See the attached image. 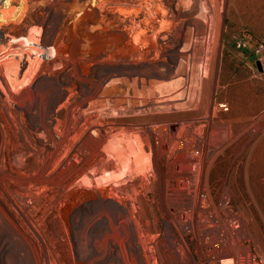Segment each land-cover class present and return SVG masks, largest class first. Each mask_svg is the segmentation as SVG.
<instances>
[{
    "label": "rangeland",
    "instance_id": "rangeland-1",
    "mask_svg": "<svg viewBox=\"0 0 264 264\" xmlns=\"http://www.w3.org/2000/svg\"><path fill=\"white\" fill-rule=\"evenodd\" d=\"M114 1L0 0V33L26 40L40 29L47 52L23 110L0 103L2 264L3 242L17 264H229L227 246L239 250L236 264H264V32L237 23L238 0ZM156 85L163 92L145 90L148 100L166 93L177 110L108 117L138 107L128 88ZM100 121L110 135L140 136L127 173L107 164ZM173 122L205 144L201 204L217 219L209 239L197 214L190 227L188 213L173 214L166 175L154 170L150 130ZM108 179L113 206L91 187ZM106 227L122 243L97 246Z\"/></svg>",
    "mask_w": 264,
    "mask_h": 264
},
{
    "label": "bare ground",
    "instance_id": "bare-ground-1",
    "mask_svg": "<svg viewBox=\"0 0 264 264\" xmlns=\"http://www.w3.org/2000/svg\"><path fill=\"white\" fill-rule=\"evenodd\" d=\"M114 2L119 5L129 4V1L124 0H116ZM131 9H128V11ZM125 11L127 12V10ZM140 12L142 11L139 9L136 11L134 10V15L139 16ZM85 13V17L91 16L92 9L89 8ZM30 33L29 39L26 40L19 39L10 33H0V88L6 95V97H4L0 94V103L7 110L10 109L9 104H11L13 107L19 106L18 108L23 110L24 102L29 93L31 82H33L39 72H41V68L47 59V52L41 48L40 44V29L32 31L31 28ZM208 40H210V38ZM202 72L206 73L207 69L202 70ZM95 86L97 87L98 85ZM131 89L133 91H131ZM145 90L151 95L157 94L159 92H163V86L156 85L148 88L132 86L130 89L128 88V93L132 95L125 97L137 101L138 107L122 109L114 107V110L109 112L113 114L108 117L121 116L122 118H125L127 116H148L150 114L171 113L172 111L177 110L175 107H170L169 103H164V100L167 98L166 93L165 95L162 94V99L156 98L148 100V96L150 95L147 94ZM101 95L104 96L103 93ZM105 96L109 97L108 94H105ZM115 97L117 99H121V97H118V95ZM165 107L167 108L165 109ZM130 111L132 112L131 114L129 113ZM100 125H102L103 129L99 127L101 128L99 131V143L100 147L103 149V152H105V157H109V159H107V164L113 163L115 169L121 168V173H127L131 165L130 160L132 159L133 154L132 148L138 146L140 143V136L138 134L133 135V133H135L133 127H126L124 131H118L110 135L111 130L108 128L109 126H107V124L103 123L102 121H100ZM1 130L2 129L0 128V136H2ZM193 131L194 130L192 126L184 124L180 126L173 122L169 125H158V127L152 128L150 130L151 133L149 134V137L152 139L151 150L154 152L152 154L154 170L158 173H163L166 175L168 189L167 195L173 214L188 213L189 219L184 220V224L188 227L193 225L194 215L197 214V217L200 219H198L199 222H204L203 225L207 224L208 228L210 229V231L207 230V239H209V237H213L212 231L217 227V219L211 212L207 211L206 205L203 204L204 207H202L201 204L203 202L205 203V199L202 197L203 190L200 189V186L206 149L203 140L198 135L193 138L191 137V135H193ZM131 135H133L132 138L127 139V137ZM110 138H122L124 141L113 140L112 142L107 143ZM144 138L147 140V136ZM170 152H173V156L168 158V153ZM141 156V151H138V154H136V160L137 164L141 167H139L140 171L145 170L147 165V163H145L143 159L140 158ZM76 160L79 161V158L77 157ZM137 173L140 172L137 171ZM114 183V179H108L107 181L101 183L102 185L99 187H91L95 188L103 196L102 198L108 201L111 206H113L116 203V198L119 196L117 191L115 192L109 188V186ZM88 187L91 188L90 186ZM224 199L226 202V198ZM123 214L125 213L123 212ZM231 226L234 231L238 232L240 222L235 220L231 222ZM226 228L222 229L224 234L226 232ZM89 236L90 234H88V238H90ZM222 237L223 236L221 235H216L215 238L220 239ZM122 241L123 238L120 237V235L115 234L114 236L111 232V229L106 227L102 231L101 239L96 241V245L101 247L102 244L107 245V243H122ZM232 242L234 241L232 240ZM2 247H5L6 251H8L6 258L8 264H17L16 260L14 259V255L10 253L14 252V248L10 247L7 242H3ZM99 251L98 247H93L95 256L99 254ZM122 251L124 254L125 250L122 249ZM225 252L227 253L225 256H228L225 259L230 261L229 264H236L237 261L238 263L241 262L242 258L239 257V250L235 249L234 246H227L225 248ZM2 262L3 261L0 259V264H2Z\"/></svg>",
    "mask_w": 264,
    "mask_h": 264
},
{
    "label": "crops",
    "instance_id": "crops-1",
    "mask_svg": "<svg viewBox=\"0 0 264 264\" xmlns=\"http://www.w3.org/2000/svg\"><path fill=\"white\" fill-rule=\"evenodd\" d=\"M241 12L234 18L237 23L247 25L256 36L264 32V20L261 19L264 0H238Z\"/></svg>",
    "mask_w": 264,
    "mask_h": 264
},
{
    "label": "water",
    "instance_id": "water-1",
    "mask_svg": "<svg viewBox=\"0 0 264 264\" xmlns=\"http://www.w3.org/2000/svg\"><path fill=\"white\" fill-rule=\"evenodd\" d=\"M257 64H258V66H259V69H260V70H263V67H262V65H261V62H260V61H258V63H257Z\"/></svg>",
    "mask_w": 264,
    "mask_h": 264
}]
</instances>
